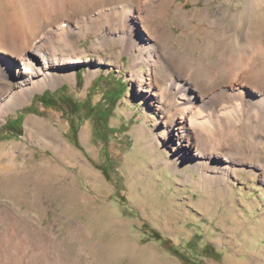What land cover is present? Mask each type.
I'll use <instances>...</instances> for the list:
<instances>
[{"label":"rangeland","instance_id":"rangeland-1","mask_svg":"<svg viewBox=\"0 0 264 264\" xmlns=\"http://www.w3.org/2000/svg\"><path fill=\"white\" fill-rule=\"evenodd\" d=\"M195 2L188 0L187 7ZM217 2L231 10L242 4ZM257 13L264 16V3ZM245 26L239 29L242 40ZM169 27L178 48L185 36L174 18ZM93 39L89 34L79 45L87 48ZM118 51H99L102 65L90 79L96 61L87 52L74 81L37 91L0 119V145L9 151L0 154V167L11 158L23 167L17 176L0 170V264H264V186L258 177L240 175L233 193L222 196L215 187H195L168 166L169 146L152 108L127 79L129 55L110 59ZM108 82L123 92L107 120L113 132L106 141L95 137L83 110L73 132L62 105L39 101L49 91L59 101L68 95L94 105L103 102ZM17 116L20 126L12 121ZM86 163L93 174L84 172ZM207 244L218 257L205 252Z\"/></svg>","mask_w":264,"mask_h":264},{"label":"bare ground","instance_id":"bare-ground-1","mask_svg":"<svg viewBox=\"0 0 264 264\" xmlns=\"http://www.w3.org/2000/svg\"><path fill=\"white\" fill-rule=\"evenodd\" d=\"M195 1L188 8V0H0V119L37 91L74 81L87 52L96 61L90 79L102 65L99 51L117 46L110 59L129 55L127 79L152 108L168 166L222 196L240 175L264 186V39H257L264 0H241L235 10ZM172 18L185 36L178 48ZM89 34L93 41L80 46ZM8 152L0 145L1 155ZM13 160L1 165L4 175H20ZM84 169L93 174L87 163Z\"/></svg>","mask_w":264,"mask_h":264},{"label":"trees","instance_id":"trees-1","mask_svg":"<svg viewBox=\"0 0 264 264\" xmlns=\"http://www.w3.org/2000/svg\"><path fill=\"white\" fill-rule=\"evenodd\" d=\"M111 85H108V88L105 90V93L103 94L102 100L103 102H98L94 105H91L88 101L81 102L77 101L75 99H72L70 96L65 95L64 97L59 98L54 97V94H50L49 91H45L40 95V102L44 106H59L62 105L68 116V121L70 124V128L75 132L76 130V124L80 123L79 119L81 118V111H84V117L87 119H90L93 124V134L98 140L106 141L108 134L112 133L113 130L107 125V120L112 113V110L114 109V105L116 101L121 97V95L118 93V91L123 92V89L119 85H114V82H108ZM33 104H31L29 107H32ZM13 122L17 123L16 126H20L21 124V117H16L12 119ZM11 121V122H12ZM8 124L6 122L5 126ZM10 126V125H8ZM12 127L10 126L8 130L11 132H17L18 127ZM153 237H156L158 239H161V235L157 233L156 231H153L152 234ZM166 242H170L166 239H164ZM172 250L177 252V249L173 247L171 244L169 246ZM208 251L215 252L213 247L209 244L205 246V252ZM215 256L218 257V253H213ZM194 264V263H191ZM196 264H201L200 262H197Z\"/></svg>","mask_w":264,"mask_h":264}]
</instances>
